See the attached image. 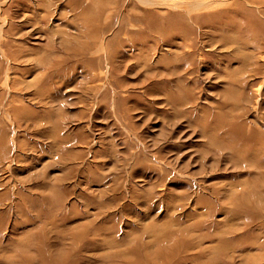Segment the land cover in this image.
<instances>
[{"label": "rangeland", "instance_id": "rangeland-1", "mask_svg": "<svg viewBox=\"0 0 264 264\" xmlns=\"http://www.w3.org/2000/svg\"><path fill=\"white\" fill-rule=\"evenodd\" d=\"M0 264H264V0H0Z\"/></svg>", "mask_w": 264, "mask_h": 264}]
</instances>
